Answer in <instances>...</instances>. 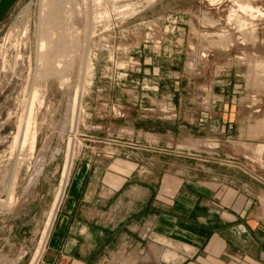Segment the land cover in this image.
<instances>
[{"label": "rangeland", "instance_id": "obj_1", "mask_svg": "<svg viewBox=\"0 0 264 264\" xmlns=\"http://www.w3.org/2000/svg\"><path fill=\"white\" fill-rule=\"evenodd\" d=\"M50 3L15 0L0 20V264H38L79 174L109 223L185 179L264 180V0H74L61 78L40 59L62 33Z\"/></svg>", "mask_w": 264, "mask_h": 264}, {"label": "crops", "instance_id": "obj_2", "mask_svg": "<svg viewBox=\"0 0 264 264\" xmlns=\"http://www.w3.org/2000/svg\"><path fill=\"white\" fill-rule=\"evenodd\" d=\"M244 176L185 179L165 204L156 188L139 214L109 223L98 216L90 175L79 174L38 264H101L102 252L106 264H264V180Z\"/></svg>", "mask_w": 264, "mask_h": 264}, {"label": "bare ground", "instance_id": "obj_3", "mask_svg": "<svg viewBox=\"0 0 264 264\" xmlns=\"http://www.w3.org/2000/svg\"><path fill=\"white\" fill-rule=\"evenodd\" d=\"M53 1L54 0H52V3H50V5L53 4ZM56 1H58L60 3H57ZM73 1L74 0H55V2L57 4L56 5L53 4V7H51V10L48 14L47 22H48L49 26L53 25L59 31L62 30V33H60V35L55 39L46 37V40H44L45 41L44 49L42 50V53H40V59L45 63V65H44V63L42 62L44 65V68H45L43 70V73L55 74L59 78H61V76H62L61 65L63 63L65 64V62L67 61L69 56L73 57L77 53V52H75V50H77L75 48L76 43H77L76 37L68 30V28H69L68 27V24H69L68 17L75 14V12H76L75 4H74L75 2L73 3ZM239 7L242 10H244V9L250 10L251 9V6L248 4L239 5ZM252 10H253V8H252ZM250 15H252V14H250ZM41 39H42V37L40 38V40ZM68 66H69V64H68ZM70 162H71L70 158L66 157L64 167H63V172H62V178L60 179L59 186H58L57 191L55 193V197H54L55 199L52 203L50 212H48L49 217H48L46 225H45L44 233L48 232V229L50 228V225L52 223V218L54 216V213H55L57 206L60 202V199L62 197L64 186H65L66 179H67V174L69 171Z\"/></svg>", "mask_w": 264, "mask_h": 264}, {"label": "water", "instance_id": "obj_4", "mask_svg": "<svg viewBox=\"0 0 264 264\" xmlns=\"http://www.w3.org/2000/svg\"><path fill=\"white\" fill-rule=\"evenodd\" d=\"M15 0H0V20Z\"/></svg>", "mask_w": 264, "mask_h": 264}]
</instances>
